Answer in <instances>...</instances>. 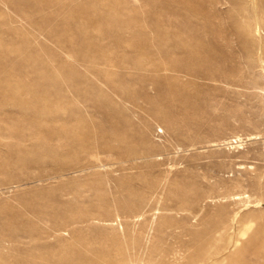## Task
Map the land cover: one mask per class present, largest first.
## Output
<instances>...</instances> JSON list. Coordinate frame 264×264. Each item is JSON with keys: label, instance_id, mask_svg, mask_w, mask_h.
<instances>
[{"label": "rangeland", "instance_id": "374dc122", "mask_svg": "<svg viewBox=\"0 0 264 264\" xmlns=\"http://www.w3.org/2000/svg\"><path fill=\"white\" fill-rule=\"evenodd\" d=\"M0 264H264V0H0Z\"/></svg>", "mask_w": 264, "mask_h": 264}]
</instances>
